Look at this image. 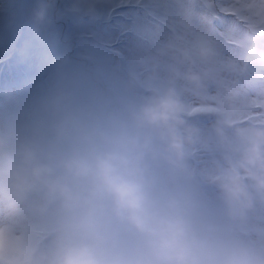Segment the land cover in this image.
<instances>
[{
  "label": "clouds",
  "instance_id": "clouds-1",
  "mask_svg": "<svg viewBox=\"0 0 264 264\" xmlns=\"http://www.w3.org/2000/svg\"><path fill=\"white\" fill-rule=\"evenodd\" d=\"M200 3L0 100V264H264V0Z\"/></svg>",
  "mask_w": 264,
  "mask_h": 264
},
{
  "label": "rangeland",
  "instance_id": "rangeland-1",
  "mask_svg": "<svg viewBox=\"0 0 264 264\" xmlns=\"http://www.w3.org/2000/svg\"><path fill=\"white\" fill-rule=\"evenodd\" d=\"M36 3L37 0H0V49L8 47L4 46V42L15 40L14 48L12 51L9 49V52L12 53L16 50V53H18L22 51L18 56L20 61L27 63L29 71L32 69V72L27 74V67H25L19 79L5 78L4 75L0 74V100L24 93L34 82L47 77L58 56L67 55L75 65L93 64L91 58L82 53L80 43L101 53L102 56H98L100 60L94 57L97 64L105 66L122 65L129 50L138 47L142 48L136 42L139 38L143 40L139 35L141 29H143L142 26L152 24H149V20L145 23L141 14L134 15L132 22H130L129 31H134L138 36L129 37V35L133 34L127 32L128 26L124 27L126 24L124 20L116 18L119 13L112 15V11L116 10V8H118L117 10L127 9L124 6L131 5L136 7L140 13H143V10L147 11L150 6L151 10L160 16L171 14L179 8H186L196 15L203 13L200 0H114L110 13L106 17L96 19L97 27L87 23L89 19L94 21L90 17L67 13L62 18L53 17V21L47 30H42L30 20V11L36 6ZM56 7L63 9L64 0H57ZM127 10L133 13L132 10ZM105 21L111 23L110 26H113L114 34L110 35L105 30ZM101 24L103 31L98 30ZM216 25L220 27V22L217 21ZM151 28L154 27L151 26ZM117 29L120 30L118 31ZM92 31L98 38V42L94 45L86 38V35L91 34ZM115 43H119L118 45L122 46L126 52L114 47ZM140 44L143 47L146 46L145 44ZM53 53L55 55L51 57L50 55H53ZM123 53H126V55ZM41 54L47 57L43 58ZM113 55L121 56V59L118 60ZM2 65L5 64L2 63ZM29 75L32 77L29 78V83L25 84ZM17 84H19L18 89L14 91L13 87Z\"/></svg>",
  "mask_w": 264,
  "mask_h": 264
},
{
  "label": "trees",
  "instance_id": "trees-1",
  "mask_svg": "<svg viewBox=\"0 0 264 264\" xmlns=\"http://www.w3.org/2000/svg\"><path fill=\"white\" fill-rule=\"evenodd\" d=\"M14 43L15 40L8 41L7 43L4 42V46H8V47H6L5 49H0V69L6 75L21 76L24 72L25 67L28 66L27 63H21L18 57L21 52L16 53V50H14L12 53L9 52L10 50L12 51V49L14 48ZM8 53L10 54L8 55ZM54 55L55 54L53 53V55L50 56L53 57ZM41 56L43 58L47 57V56H43V54H41ZM2 63L5 64V67L2 66Z\"/></svg>",
  "mask_w": 264,
  "mask_h": 264
},
{
  "label": "bare ground",
  "instance_id": "bare-ground-1",
  "mask_svg": "<svg viewBox=\"0 0 264 264\" xmlns=\"http://www.w3.org/2000/svg\"><path fill=\"white\" fill-rule=\"evenodd\" d=\"M87 23L94 26V27H97L96 26V23L94 21H91V20H87ZM106 31L112 35L114 34L111 30L108 29V27L106 28ZM82 47V53L85 55H87V57L91 58V60L93 61V64H97V61L94 57H97L99 56L100 52H97V51H94L91 47H88V46H84V45H81ZM85 55V56H86ZM30 73L32 72V69L29 71Z\"/></svg>",
  "mask_w": 264,
  "mask_h": 264
}]
</instances>
